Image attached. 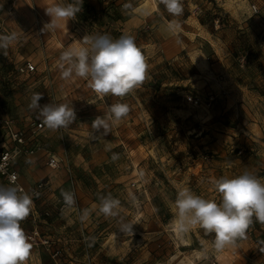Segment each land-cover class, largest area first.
Returning a JSON list of instances; mask_svg holds the SVG:
<instances>
[{
  "label": "rangeland",
  "instance_id": "rangeland-1",
  "mask_svg": "<svg viewBox=\"0 0 264 264\" xmlns=\"http://www.w3.org/2000/svg\"><path fill=\"white\" fill-rule=\"evenodd\" d=\"M71 2L0 0V36H16L0 49V112L15 127L38 123L42 119L29 104L33 93H42L41 105L72 104L77 116L67 128L42 127L35 137L40 151L13 162L26 181H48L45 202L35 204L38 213L48 214L37 225L50 249L59 250L53 258L45 246L32 244L26 264H264V223L253 218L234 246L216 250L214 233L198 226L180 233L172 207L185 187L219 204L213 181L222 176L247 171L264 183V59L258 40L264 0H182L179 16L160 0H83L75 19L42 32L51 20L44 8ZM252 3L258 14L251 12ZM97 34L132 35L145 56L146 79L125 97H100L88 80L61 76L62 53L88 47L83 38ZM170 35L188 48L166 55L162 47ZM212 40L223 47L218 70L211 65L219 60L212 58ZM26 61L34 70L20 72ZM228 80L238 85L232 103L226 102ZM214 81L219 90H206ZM209 94L214 99L208 104ZM118 102L129 106V114L99 139L91 122ZM43 150L60 159L58 168L47 165ZM34 163L35 175L28 171ZM62 191L74 193V207H65ZM108 194L120 200L115 217L98 210L99 197ZM84 210L89 215L82 221ZM30 216L21 221L25 232ZM126 222L134 224V235L120 230Z\"/></svg>",
  "mask_w": 264,
  "mask_h": 264
},
{
  "label": "clouds",
  "instance_id": "clouds-1",
  "mask_svg": "<svg viewBox=\"0 0 264 264\" xmlns=\"http://www.w3.org/2000/svg\"><path fill=\"white\" fill-rule=\"evenodd\" d=\"M167 12L179 16L183 12L182 0H160ZM83 0H72L68 4H56L45 7V13L51 17L45 23L42 32L55 30L58 21L75 19L82 9ZM131 4H125L130 9ZM15 34L0 36V49H7ZM88 47L70 48L62 53L61 76L63 79L79 77L88 80L89 87L100 97L113 95L125 97L146 79L147 63L135 38L122 34L113 39L109 34H97L83 38ZM65 64L67 66H65ZM42 93H33L29 108L37 111L42 123L50 130L67 128L76 119V112L71 104L46 103L41 105ZM130 108L126 103H115L108 107L104 117L96 116L91 122L97 137L103 139L112 127L127 117ZM118 158L113 154L112 159ZM215 191L222 199L217 202L205 199L185 187L177 191L172 207L176 213L177 229L180 233L188 232L198 226L206 233H214V248L222 250L234 246L238 238L245 236L246 230L255 220L264 223V183L251 172L235 176H222L213 181ZM61 196L66 208L75 206V195L62 191ZM133 199H135L133 197ZM99 213L105 217L118 215L120 200L108 194L99 197ZM33 208L32 196L15 185V178L9 184H0V264H26L33 247L30 237L21 227ZM84 210L80 219L88 218ZM131 222L121 223L120 230L133 233Z\"/></svg>",
  "mask_w": 264,
  "mask_h": 264
},
{
  "label": "built area",
  "instance_id": "built-area-1",
  "mask_svg": "<svg viewBox=\"0 0 264 264\" xmlns=\"http://www.w3.org/2000/svg\"><path fill=\"white\" fill-rule=\"evenodd\" d=\"M253 14L259 13V7L252 3L249 5ZM20 72H30L34 70V64L31 61L18 66ZM200 99L195 96V101ZM214 99V95L209 94L207 97L208 104ZM45 127L42 120L38 123H33L29 127H15L12 120L7 116L0 114V179L5 185L15 178V185L28 192L33 199V208L30 212L32 226L25 233L30 237L32 244H41L49 250L51 257H55L59 250L51 248V241L46 236L41 234L40 228L37 225L38 217L48 214V211L38 213L35 209L36 201L42 200L45 202L48 194V181L38 180L30 187L26 188L20 180V172L14 166V160L20 153L33 154L40 150V145L35 137L40 132V129ZM46 163L51 169H56L60 165V159L53 153L46 155ZM55 200V199H54ZM22 227V226H21Z\"/></svg>",
  "mask_w": 264,
  "mask_h": 264
},
{
  "label": "crops",
  "instance_id": "crops-1",
  "mask_svg": "<svg viewBox=\"0 0 264 264\" xmlns=\"http://www.w3.org/2000/svg\"><path fill=\"white\" fill-rule=\"evenodd\" d=\"M221 4H222V6H224L223 5V3L221 2ZM225 8V7H224ZM224 10H227V9H224ZM153 11V10H152ZM225 12H227V11H225ZM229 12V14L231 15V16H234V17H236V16H238V15H233V13L229 10L228 11ZM241 16V15H240ZM260 38L258 39L259 40V42H260V46H261V48H260V50H261V54H262V57H263V59H264V19L263 18H260ZM169 37V39L170 40H168V41H166V42H164V44H163V47H162V49H163V52L166 54V55H168V56H173V55H175V54H177L178 52H180L181 50H184V49H186V47H187V44H184V41L183 40H181V38H179V36H173V35H170V36H168ZM212 37H214L215 38V36H212ZM216 40L218 41V39L216 38ZM188 48V47H187ZM222 51H223V47H222V44H221V42L219 43V42H216V41H214V40H212V58H213V56H215V57H219V56H221V54H222ZM188 53L190 54V52L188 51ZM220 58L221 57H219V60H215V62H213L211 65L212 66H214V69H216V70H218V68L222 65V61H220ZM228 72L226 71V74H227ZM216 82H218V81H214L212 84H208L207 83V86H206V90H210V88H216V89H218L219 90V87H221V84H218V83H216ZM227 87H229L228 88V93H229V96L228 97H230V98H228L227 100H226V102H229V103H232V101L236 98L235 96L237 95V88L236 87H238V85L237 86H232L231 87V83H230V81L228 80L227 81ZM242 90H243V88H242ZM242 90L240 91V93L242 92ZM226 92V91H225ZM215 108L216 109H218V108H220V105L219 104H216V106H215ZM0 114H2L1 112H0ZM40 150H38V151H36L35 153H38ZM41 153V155H45L47 152L45 151V150H43L42 152H40ZM25 153H20L18 156H17V158H20V157H22L23 155H24ZM45 157H46V155H45ZM34 165H35V163L34 164H30V165H28V167H29V169H28V171L32 174H34L35 175V173L34 172H32V171H34V169L33 168H37V167H34ZM16 167V166H15ZM17 168V167H16ZM18 169V168H17ZM20 172V171H19ZM24 177V176H23ZM20 180H21V183L26 187V188H30L34 183H35V181L36 180H34V181H26L25 179H23L21 176H20ZM52 180V182L54 181H56V180H53V179H51ZM0 184H4L3 182H2V180L0 179Z\"/></svg>",
  "mask_w": 264,
  "mask_h": 264
}]
</instances>
